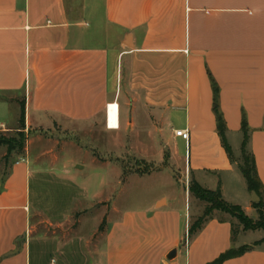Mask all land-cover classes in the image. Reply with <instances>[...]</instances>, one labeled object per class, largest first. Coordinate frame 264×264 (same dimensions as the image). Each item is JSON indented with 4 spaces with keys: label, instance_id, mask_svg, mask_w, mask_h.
Returning a JSON list of instances; mask_svg holds the SVG:
<instances>
[{
    "label": "crops",
    "instance_id": "crops-1",
    "mask_svg": "<svg viewBox=\"0 0 264 264\" xmlns=\"http://www.w3.org/2000/svg\"><path fill=\"white\" fill-rule=\"evenodd\" d=\"M212 80L227 141L240 136V154L245 118L264 187V0H0V124L15 120L19 95L28 124L48 116L49 124L100 120L127 130L141 122L169 163L144 175L165 171L173 188L122 209L106 179L113 173L121 183L117 162L91 153L93 181L75 160L62 161L66 141L50 149L49 165L26 152L0 177V264H264V242L253 245L242 229L232 238L228 217L214 215L188 238L192 195L175 172L220 187L224 199L241 175L251 192L221 144ZM252 203L236 204L248 212ZM72 219L76 228H62ZM243 245L251 248L216 262Z\"/></svg>",
    "mask_w": 264,
    "mask_h": 264
},
{
    "label": "rangeland",
    "instance_id": "rangeland-1",
    "mask_svg": "<svg viewBox=\"0 0 264 264\" xmlns=\"http://www.w3.org/2000/svg\"><path fill=\"white\" fill-rule=\"evenodd\" d=\"M111 52V50H110ZM112 62L110 65V83L112 80ZM15 106L18 107L16 110V118L13 122L9 124H0V134L4 135L9 139H15L19 144H16V148L11 152H8L7 146H0V166H2L3 157H8V160L18 159L26 155L29 156V160L34 165H49L52 162V155L50 154V149L57 145L60 148L63 142H67L65 146L66 152L63 153L62 161H72L75 160L76 163L84 167L81 173L86 177L97 180L96 175V165L92 162V155L97 157H102L105 160H110L112 162H117L121 167L120 174V184H117V177L115 174L111 173L106 175V179L110 182L113 187V194L115 195V201L120 208H144L150 204L154 198L161 194L171 195L172 187L169 186L166 181V172H161L152 175H144L146 173H153L162 170L164 167L169 166L168 163V153L167 149L161 148V143L151 135V131L147 129L144 130L143 123L140 122L141 126H134L133 128H128L120 126L119 128H109L104 124L100 123V120H93L85 125H58L57 123L49 124L48 116L42 121H37L33 117V122H27L26 111L24 115V128L19 126L20 117V105L24 101L21 95L15 96ZM113 104V103H112ZM111 104V106H112ZM2 110L0 107V114ZM109 113V112H108ZM121 116L129 118V113H122ZM133 118V117H132ZM31 123V124H30ZM146 128V127H145ZM132 129V130H130ZM150 132V133H149ZM150 134V135H149ZM139 140V141H136ZM241 137H233L229 142L236 152L240 144ZM59 141V144H55ZM147 150L146 152L151 155L148 160H142L140 158L141 150ZM133 147V149H132ZM79 148L82 151H78ZM85 148L90 152L88 154L85 152ZM139 150V151H138ZM161 151L163 158L158 159L157 152ZM180 153L182 156L183 163V152L184 149L180 148ZM29 151V153H28ZM145 152V153H146ZM234 152V158L238 163L242 162L241 154ZM73 167V166H72ZM79 168V167H78ZM140 175H144L139 177ZM100 176V175H99ZM173 177L176 178L179 185L188 186L192 178L191 174H182L175 172ZM231 196L234 198V204L244 202V200L252 199V202L263 201L264 203V188L260 190L259 193L251 191L248 193L246 189L245 181L242 176L237 182L231 184ZM231 196L226 195L225 200H230ZM205 203L196 199L192 196L190 199V217L193 219L195 215L201 214L204 209ZM264 210V208H263ZM249 217L257 219V211L251 207L248 212H245ZM216 216H224L230 218L236 228L237 232L235 237H240L238 231L242 229L238 221L229 217L226 213L214 212ZM77 217V215H76ZM38 218H30V223L33 226L37 222ZM106 225V222H104ZM76 221L73 219L63 225L62 228H76ZM42 228L36 226V229ZM52 228V227H51ZM264 237V231L262 230H248L245 234V238L251 240L252 243L258 241ZM257 238V239H256ZM186 242V241H185Z\"/></svg>",
    "mask_w": 264,
    "mask_h": 264
},
{
    "label": "trees",
    "instance_id": "trees-1",
    "mask_svg": "<svg viewBox=\"0 0 264 264\" xmlns=\"http://www.w3.org/2000/svg\"><path fill=\"white\" fill-rule=\"evenodd\" d=\"M212 87H213V105H212V110L214 112V115L216 117V128L218 135L220 137L221 144L226 151L228 157L232 162H237L236 159L233 156V151L230 146V144L227 141L226 138V124L224 121V118L222 116V113L220 111L219 107V101H218V87L212 80ZM24 115H25V110H24V104L23 102L20 105V117H19V126L21 128H24ZM241 129H242V142L240 146V154H241V159L242 162L238 163V168L243 175V177L246 180L247 187L250 191H255L257 193L260 192V190L263 187L261 184L257 171H256V166H255V160L252 155L247 150V142H248V127L245 121V118H242L241 122ZM16 144H19L18 141H15V139H9L5 137L4 135L0 134V146H7L8 152H11L13 149L16 148ZM2 166L0 167V177L2 180L8 175L9 173V168L10 166L17 160H8V157H3ZM189 192L193 197L196 199L202 201L205 203L204 209L202 213L196 217H194L189 224L188 228V238H192L194 234H196L202 226L211 218L214 216V212L218 211L221 213H226L229 216L235 218L238 221V224L241 225L242 230L247 231V230H262L264 231V203L263 201H258L252 203L253 208L257 211L258 217L257 219H253L249 217L244 210L237 204H232L226 201L221 194L220 187H217L216 189H207L202 187L193 177L190 180L189 183ZM105 220L101 223L99 229L103 228ZM232 226V238L235 236L237 232V228L233 222H231ZM260 242H264V237L258 241H255L253 245H256ZM251 245H243L240 246L237 249H229L225 253H223L217 260L216 262H221L222 260L239 255L246 250L250 249Z\"/></svg>",
    "mask_w": 264,
    "mask_h": 264
},
{
    "label": "built area",
    "instance_id": "built-area-1",
    "mask_svg": "<svg viewBox=\"0 0 264 264\" xmlns=\"http://www.w3.org/2000/svg\"><path fill=\"white\" fill-rule=\"evenodd\" d=\"M174 134H175L176 136L181 137V138L184 139V140H188V137H189V133H188V131H187V130H184V129H176V130L174 131Z\"/></svg>",
    "mask_w": 264,
    "mask_h": 264
}]
</instances>
